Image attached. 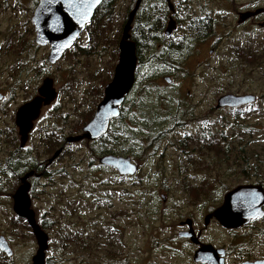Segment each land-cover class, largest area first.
<instances>
[{"label": "rangeland", "instance_id": "obj_1", "mask_svg": "<svg viewBox=\"0 0 264 264\" xmlns=\"http://www.w3.org/2000/svg\"><path fill=\"white\" fill-rule=\"evenodd\" d=\"M170 2L187 19H212V42L218 47L208 55L210 40L199 42L184 31V23L177 35L187 37L182 53L158 55L155 44L149 53L150 43L137 63V84L121 116L109 126L123 133L117 148L125 152L118 156H128L139 166L135 175L119 176L98 163L101 156L95 161V147L67 143L66 138L80 134L85 124L77 134L76 127L90 110L91 120L111 81L132 1L115 2L106 41L90 49L89 30H84L76 48L50 64L49 47L34 43L32 1L0 0V235L13 252L11 258H0V264H31L36 251L29 228L17 222L12 211L19 185L13 172L23 161L43 165L41 175L29 180V197L37 223L45 225L50 264H190L188 256L171 249L162 223L172 216L171 206L185 199L184 188L195 186L203 191L197 195L212 199L252 177L253 169L264 178V28L236 22V13L264 7V0ZM144 3L152 14L148 7L158 3L153 8L158 9L164 0ZM241 49L258 53V63L239 56ZM45 78H51L56 97L41 109L25 146L19 148L15 111L37 95ZM146 79L151 82L144 84ZM227 94H250L256 102L217 109V99ZM201 130L210 134L212 146L196 141ZM49 132L62 136L65 152L47 164L58 149L46 152ZM252 237L249 247L264 251V236Z\"/></svg>", "mask_w": 264, "mask_h": 264}, {"label": "water", "instance_id": "obj_2", "mask_svg": "<svg viewBox=\"0 0 264 264\" xmlns=\"http://www.w3.org/2000/svg\"><path fill=\"white\" fill-rule=\"evenodd\" d=\"M102 0H39L33 10L31 23L35 33L34 43L38 46H48L47 62L50 64L59 60L69 49L75 39L83 31L84 25L91 19L95 8ZM142 0H136L133 9L121 29L118 42V60L113 70L111 81L103 89V97L97 104L91 120L86 123L80 134L66 138L67 143L80 141L92 142L103 136L110 122L119 115V107L124 103L135 81L136 55L135 44L130 40V28ZM171 8L170 0H165ZM257 13V12H256ZM250 13L240 15L241 20L247 19ZM173 22H169L166 35L170 34ZM165 82H169L165 78ZM56 97L51 78L43 79L37 89V95L17 108L14 114V125L17 129L19 148H23L33 129L34 122L39 118L41 109L48 106ZM2 95H0V100ZM252 95H223L217 99L216 108H238L254 102ZM57 149L47 161L50 164L61 153ZM98 163L114 169L119 176H133L138 167L128 157L111 154L99 157ZM38 177L30 171L19 178V185L12 195V211L16 217L25 221L36 242V251L31 258V264H45V253L48 249V236L37 223L31 209L29 179ZM264 203V191L256 185L238 186L226 193L222 206L215 210L213 216L224 227H239L260 217L261 206ZM0 252L6 258H11L12 250L4 236L0 235ZM201 249L194 254L193 260L202 259Z\"/></svg>", "mask_w": 264, "mask_h": 264}, {"label": "flooded vegetation", "instance_id": "obj_3", "mask_svg": "<svg viewBox=\"0 0 264 264\" xmlns=\"http://www.w3.org/2000/svg\"><path fill=\"white\" fill-rule=\"evenodd\" d=\"M31 1V9L33 13V10L38 5L39 0ZM131 1L132 8L128 11L127 16L129 12L133 9L136 0ZM144 1L145 0H142V2L140 3L139 8L133 18V22L134 20H136L137 25L135 26L134 31H132L131 29L133 26L131 24V28L129 31L130 40L133 41L134 44L135 42L133 40V37H135L136 39L140 38L139 35L141 25H144L146 31L149 33L148 37L150 38L152 43L151 47L153 48V44H155L154 51L156 52V54L160 55L163 54L165 51H170L173 48H179L181 47V44H179V42L184 43L187 39L186 35L182 34V29L179 30L180 33L182 32L181 36H177L180 23H184V31L192 33V36L196 40L199 39V42L205 43L210 40V42H208V55H211L212 51H214L215 48L218 47L217 45L214 46L212 42L213 38L211 35L213 34V29L215 25V22L212 19L205 16H203V19H187V15L184 14L181 8L174 6L173 4H171V2V8H169L165 0L164 3H159V7L162 9L161 12L157 13V9H153L158 5V3H153L152 6L148 7L151 9L150 12H153L152 14H148V11L146 12L144 8ZM101 2L99 3V5L101 4ZM243 13L255 14L250 15L245 20H241L240 15ZM145 14L149 16H145ZM156 14L159 17L157 19L155 17ZM236 18V22L240 26L255 25L258 28H264V7L250 8V10L238 12L236 13ZM171 21L173 22L172 26H170L172 27V30L170 31L169 35H166L168 24ZM139 22H142L141 25L139 24ZM88 23L89 22L84 25L82 32H84L85 26H87ZM201 25L210 26L211 30L209 31V33H204L202 29H200L202 27ZM167 41H169V43ZM136 63H138V61ZM255 102L256 97L254 102L240 107L249 106ZM123 104L119 107L118 117L121 116V109ZM209 136L210 134L201 130L198 134H196V141L201 143L200 138L206 140L205 138ZM128 158L133 164L138 167L139 170V166L134 163L130 157ZM263 179L264 178L262 174L260 176H257L256 173H253L252 177H250L249 174L247 176V180H245L242 184L237 185L236 187L245 185H256L261 187L264 191ZM251 180L254 181L251 182ZM226 193L222 196L213 197L212 199H210V197L206 198L201 195H190L187 193L184 196L185 199L181 202V204L175 205L174 207L171 206V209H173V211L169 213L172 216L166 217L167 220L162 221L164 227H166L169 232V246L174 251H179L181 255L188 256V258H190V264H264V251L258 253L249 247V241L253 239L252 236H255L257 234L264 236V203L261 206L262 214L260 217L249 219L247 223L239 227L227 228L222 226L219 221L213 216L215 210L219 209L222 206ZM161 199L164 203L163 196H161ZM223 238H226L227 241L223 242ZM201 249L204 251L203 253H201L202 259L198 262H195L193 260L194 254Z\"/></svg>", "mask_w": 264, "mask_h": 264}, {"label": "trees", "instance_id": "obj_4", "mask_svg": "<svg viewBox=\"0 0 264 264\" xmlns=\"http://www.w3.org/2000/svg\"><path fill=\"white\" fill-rule=\"evenodd\" d=\"M116 1L117 0H103L101 2V4L98 5L97 8L95 9L93 16H92L91 20L89 21V23L87 24V26H85L84 30H86V31L89 30V40H90L89 45L91 47L90 49L94 48L93 47L94 44H96L98 41L101 40V42H104L107 40V36H108L107 34L110 31L111 26L113 24V18H114L113 8H114ZM161 11H162L161 8L157 9V13H159ZM155 17H156V19L159 18L157 14L155 15ZM141 23L142 22H139L140 25H141ZM195 24H198V23H195ZM136 25H137V22H136V20H134V22L132 23V26H133L131 29L132 31H134V28ZM200 29H202V31L204 33H209V31L211 30V27L208 25L207 26L203 25ZM148 35H149V33L146 31L144 25L143 26L141 25V30H140V35H139L140 38L136 39L135 37H133V40L136 44L135 45V48H136L135 55H136V59L138 62H140V60L142 59V55L145 53L146 49L151 46L150 45L151 40L148 37ZM78 38L74 41L72 46L68 50H66L64 53L72 51L76 48V46L78 45V41H77ZM117 41H118V35L114 39L115 43ZM179 44H181V47L184 45L182 43H179ZM181 47L173 48L170 51H171V53H177V51H181V53H182L183 51H182ZM151 48L152 47H150L149 53L151 52ZM87 49H89V48H87ZM257 54L258 53H256L255 51H252V50H248V51H243L242 49L239 50V56H241L244 59H247L246 60L247 62L252 61L253 63H256V64L258 63V62H256V60L259 59ZM166 61H164L166 65H168V64L171 65V63H167ZM145 82L148 83L151 81L149 79H146V80H144V84H146ZM105 83H103V84H105ZM136 84H137V79H136V71H135L134 85H136ZM233 110H235V108H233ZM91 114H92V110H90V112L88 113L87 118H85L76 127V134L81 129V127L90 120L88 118L91 117ZM122 135H123V133L121 131L118 132L117 130L109 128L106 131V133L103 136H101L100 138H98L97 140H95L93 142H89V143L82 141L81 143L84 142L85 144L88 145V147H92V149H93V147H95L97 149L96 153L94 152V150H92L93 153L96 154V155L94 154L95 155V161H96L97 156H102L105 154H113V155L121 154V155H123L125 151L117 148L118 141L122 138L121 137ZM45 137H47V140H48V143L46 144V152L50 153L51 151H53L56 148L62 149V151L60 153L61 155L65 152V150L61 147L64 144V143H62V140H63L62 136L56 135L54 132H49L46 134ZM155 139L156 138H153L152 142ZM205 139L206 140H203L202 138H200V140H201L200 145L205 146V147L212 146L211 144H209V143H211V138L207 137ZM207 142H209V143H207ZM150 145H151V140L148 141V146H150ZM219 152L221 153V151H219ZM222 152H226V151L222 150ZM19 166L20 167L17 169V171L13 172L14 176H17L19 178L29 171H33L35 175H39V176L43 172V169H42L43 165L39 164V163H30L28 161H23V162L19 163ZM13 167H15V164L13 165ZM254 172H255V169H253L251 173L253 174ZM38 177L32 176L31 179H35ZM18 181H19V179H18ZM184 189L187 191V193L200 194L197 191L203 192L202 190H198V189L196 190L195 186L194 187L189 186V187H186ZM17 220H18L17 222H22L25 227H28L24 220L19 219V218H17ZM39 225H40L41 229L44 230L45 225H44V222L42 220H40ZM0 258L4 259V255L1 252H0ZM0 262H1V260H0ZM46 264H50L49 260H46Z\"/></svg>", "mask_w": 264, "mask_h": 264}]
</instances>
